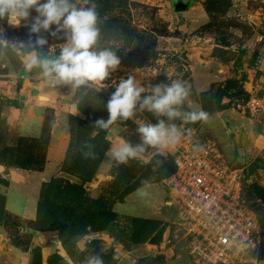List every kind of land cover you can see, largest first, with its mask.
Masks as SVG:
<instances>
[{
  "label": "rangeland",
  "instance_id": "374dc122",
  "mask_svg": "<svg viewBox=\"0 0 264 264\" xmlns=\"http://www.w3.org/2000/svg\"><path fill=\"white\" fill-rule=\"evenodd\" d=\"M189 1L191 9L177 13L174 0H96L98 11L108 17L102 24L105 36L126 34L132 47L118 51L121 65L99 99L93 95L79 115L68 114L64 160L62 111L72 102L68 89H53L59 98L51 102L42 95L44 110L25 101L20 108L12 106L7 99L22 102L19 80L22 87L42 82L13 78L9 72L18 69L16 62L0 63V264H80L83 250L102 253L105 264H207L192 255L183 212L168 188L172 154L149 149L143 162L117 165L105 153L112 143H138L136 123L117 122L106 131L92 127L108 118L112 86L128 74L145 85L167 83V77L187 81L189 102L208 112L209 121L185 127L194 129L195 144L215 145L228 163L243 170L244 196L263 232L264 264V202L250 189L255 182L264 187V106L252 112L240 97L231 110L219 112L215 102L220 86L244 74L248 101H264V0ZM0 26L8 37L27 39L23 24L0 21ZM63 42L49 37L53 48ZM114 42L106 39L101 46ZM218 50L228 61L215 56L222 55ZM134 119L154 122L147 112ZM87 145H94L95 158L82 157ZM53 151L55 161L62 159L47 168Z\"/></svg>",
  "mask_w": 264,
  "mask_h": 264
},
{
  "label": "clouds",
  "instance_id": "9594fccd",
  "mask_svg": "<svg viewBox=\"0 0 264 264\" xmlns=\"http://www.w3.org/2000/svg\"><path fill=\"white\" fill-rule=\"evenodd\" d=\"M98 8L96 0H0V21L15 27L23 24L28 30L27 39H22L8 37L0 26V63L16 62L18 69L9 72L13 78L31 76L50 89L67 88L72 98L71 115H79L81 104L91 101L93 95L99 99L104 83L120 67L118 51L132 47L126 34L119 39L105 36L102 24L108 17ZM49 37L64 42L53 48ZM106 39L116 42L101 46ZM167 79V83L145 85L128 74L114 82L115 91L106 103L108 118L95 120L92 127L106 131L117 122L133 120L139 142L110 144L105 153L109 160L117 165L143 162L149 149L166 155L167 148L179 144L186 135L192 136L194 129L186 125L209 121L208 112L189 102L187 81ZM144 112L150 113L154 122L134 119ZM87 147L82 157L95 158L94 145ZM194 148L203 151L198 142ZM83 251L86 254L80 264H105L102 253Z\"/></svg>",
  "mask_w": 264,
  "mask_h": 264
},
{
  "label": "built area",
  "instance_id": "2783aa9c",
  "mask_svg": "<svg viewBox=\"0 0 264 264\" xmlns=\"http://www.w3.org/2000/svg\"><path fill=\"white\" fill-rule=\"evenodd\" d=\"M255 112L264 101L252 97ZM185 136L166 149L174 159L168 183L173 202L183 212L197 262L207 264H260L262 228L248 206L243 189V170L234 168L215 145L194 148Z\"/></svg>",
  "mask_w": 264,
  "mask_h": 264
},
{
  "label": "trees",
  "instance_id": "16d2710c",
  "mask_svg": "<svg viewBox=\"0 0 264 264\" xmlns=\"http://www.w3.org/2000/svg\"><path fill=\"white\" fill-rule=\"evenodd\" d=\"M222 53V55H215L218 57L222 62L228 61L224 57V50H218ZM247 81V75L244 74L240 79L232 78L230 81H228L227 84L222 85L218 88V91L216 93L215 102H216V109L219 112H224L231 110L233 108L234 103L237 101V98L241 95L246 94L245 90V82ZM19 88H22L23 80H19ZM228 99V101H226ZM249 98L242 99L244 102H248ZM8 103L12 106H16L20 108V104H23L22 102H19L18 100H12L7 99ZM244 179H243V189H244ZM251 192L260 200L264 202V187L261 186L258 183H252L250 184ZM245 194V191H244Z\"/></svg>",
  "mask_w": 264,
  "mask_h": 264
},
{
  "label": "crops",
  "instance_id": "0c3cea01",
  "mask_svg": "<svg viewBox=\"0 0 264 264\" xmlns=\"http://www.w3.org/2000/svg\"><path fill=\"white\" fill-rule=\"evenodd\" d=\"M42 95L48 96L50 97V101L53 100H57L59 98V93L54 91L53 89H50L48 87H46L44 84L42 83H30V86L28 87V82L25 83V85L22 87L20 93H19V99L22 101H25L27 104L28 103H33L35 105V108L39 107L40 110H44L45 106H41L40 104V98ZM34 100H38V103L34 102ZM47 103V102H45ZM54 105V104H52ZM72 112V108L70 105L67 104H63V111H62V115H63V160L66 156V152L69 146V135L66 131V125H65V119L67 118L68 114ZM225 112V111H224ZM54 157V151L50 152L49 154V163L47 165V168L50 167V165L55 164V162H59L62 159V155L57 159V161H55V159H53ZM47 173V172H46ZM46 173H40V177L43 178L45 177L44 175H46ZM19 183H21L20 181H18ZM23 214H25V211L22 212Z\"/></svg>",
  "mask_w": 264,
  "mask_h": 264
},
{
  "label": "water",
  "instance_id": "95a60500",
  "mask_svg": "<svg viewBox=\"0 0 264 264\" xmlns=\"http://www.w3.org/2000/svg\"><path fill=\"white\" fill-rule=\"evenodd\" d=\"M173 6L177 13H182L189 11L192 7V3L189 0H174ZM240 97L246 99L249 98V94L246 93L244 95H241ZM240 97H238L237 99H239Z\"/></svg>",
  "mask_w": 264,
  "mask_h": 264
},
{
  "label": "bare ground",
  "instance_id": "6f19581e",
  "mask_svg": "<svg viewBox=\"0 0 264 264\" xmlns=\"http://www.w3.org/2000/svg\"><path fill=\"white\" fill-rule=\"evenodd\" d=\"M41 98L43 99V98H44V96H41Z\"/></svg>",
  "mask_w": 264,
  "mask_h": 264
}]
</instances>
